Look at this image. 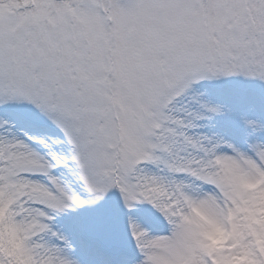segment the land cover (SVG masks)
<instances>
[{
    "label": "snow or ice",
    "instance_id": "6c2138e0",
    "mask_svg": "<svg viewBox=\"0 0 264 264\" xmlns=\"http://www.w3.org/2000/svg\"><path fill=\"white\" fill-rule=\"evenodd\" d=\"M0 264H264V0H0Z\"/></svg>",
    "mask_w": 264,
    "mask_h": 264
}]
</instances>
